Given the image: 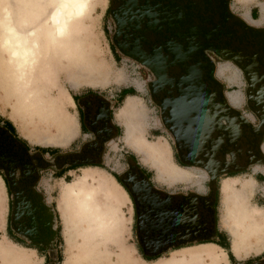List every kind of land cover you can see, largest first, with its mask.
Here are the masks:
<instances>
[{
  "label": "rangeland",
  "instance_id": "obj_1",
  "mask_svg": "<svg viewBox=\"0 0 264 264\" xmlns=\"http://www.w3.org/2000/svg\"><path fill=\"white\" fill-rule=\"evenodd\" d=\"M3 6L29 16L33 26L39 25L38 33L50 30L49 0H0V9ZM123 7L117 6V0H91L85 16L71 27L73 36L67 49L51 48L42 53L34 71L21 80L2 46L0 27V143L6 148L13 146V136L4 129L11 123L17 138L29 148L30 174L19 166L10 179L19 213H25L21 222L17 218V227L39 232L37 225L47 221L42 212L50 210L53 233L59 228L57 235H51L55 247L50 252L13 241L8 231L12 199L9 185L0 175V264L264 262V85L256 84L233 59L207 47L197 58L201 57V63L191 68L196 72L183 79L188 81L186 86L179 87L196 92V97L185 95L190 100L194 97L196 104L188 105L179 101L181 98L168 105V93L178 97L173 80L182 76V70L179 66L168 68L166 79H173L168 83L156 65L142 59L133 46H126L140 44L147 52L148 44L158 37L147 30V19H140L138 25L139 15H128ZM229 10L260 34L255 44L264 47V0H229ZM3 14L0 10V21ZM44 40L40 38L41 43ZM194 54L198 52L191 44L186 53L179 51L178 57L191 65L188 61L197 57ZM125 92L133 94L120 102ZM80 97L89 117L88 133L81 128L75 99ZM87 97L88 102L84 100ZM206 103L207 107L200 109L207 114L200 117L195 105ZM99 120H108L107 130H112L97 154L104 168H81L56 178L60 159L101 142ZM194 123L207 133L219 125L221 133L236 142L228 147L222 139L218 147L216 132L209 137L210 143L199 141L203 136L194 133L197 128L190 126ZM216 146L212 160L219 176L214 179L211 170L195 162L206 164L202 157L205 153L207 158L212 156L210 149ZM37 148L60 154L42 155ZM11 150L15 156L22 153L15 146ZM191 153L197 154L196 159H188ZM142 170L150 174L151 184ZM15 182L20 183L16 186ZM215 183L218 199L215 197L213 215L214 200L208 207L203 202L213 196ZM176 195L180 199L171 206ZM181 203L186 212H175L182 217L166 215L170 209L166 206L175 208ZM220 235L225 236L230 251L213 243H198L217 240ZM176 245L183 248L172 250ZM146 246L161 250L163 256L154 261L144 259L142 249L146 253Z\"/></svg>",
  "mask_w": 264,
  "mask_h": 264
},
{
  "label": "water",
  "instance_id": "obj_2",
  "mask_svg": "<svg viewBox=\"0 0 264 264\" xmlns=\"http://www.w3.org/2000/svg\"><path fill=\"white\" fill-rule=\"evenodd\" d=\"M141 2L143 3V5L142 3L138 4L137 0H117V6L119 8H122L124 6L123 8L127 11L126 13L128 15H139V18H136V22L138 25H140V19H147L149 21L146 23L147 30L153 31L158 38L156 39V42L148 44L147 48L149 51L147 52H149L150 55L147 54V52L144 51L142 46L138 43V46L130 45L128 43H126V46H129L131 48L133 46L137 54L140 55L142 59L148 60L150 63L156 65V67H158V71L165 77V80L168 83L172 82L173 79H166V77H168L167 69L173 68L175 66H179L181 68L182 76H180L176 80H173L177 83L175 88L178 97L174 98L172 92L168 93L170 96V99H166L168 105L176 104L175 101L181 98L183 99L179 101H186L185 103H187L188 105L196 104V102L193 101V98L197 96L196 92L194 93L190 89V87L186 88V90L184 89V91H182L179 87L186 86L188 81H183V79L188 76H193V73L196 72L193 70L191 71V68L198 65V61H200L201 63V57L199 59L197 58L204 55L203 51L207 47L213 49L216 52H219L220 54H225L227 57L233 59L241 68L244 69V71L249 76H251V78H254L256 80V84L259 83L260 86L262 84L264 85V47L258 48L259 45L255 44V42L259 39L260 34L255 30H252L245 23L237 20L233 16V14L229 10V0H144V2ZM136 9L138 11H135ZM136 29L140 28L137 27ZM198 39L199 41H196ZM191 44L195 46L198 55H192L193 57H197L192 58L190 61H188V63H191V65H187L185 62L180 61L178 52L183 51L186 53V51L191 47ZM210 79L213 81L212 76ZM203 84L205 85L204 81ZM197 85L198 87H200V84ZM204 87L203 89L206 88ZM188 94L194 97H192V99L190 100L189 97L185 96ZM207 94L208 91L206 93L204 92L203 97L207 96ZM191 101H193L192 104ZM203 107H207V103L204 104V106L201 105V107L195 105V109H198L200 117H203L204 113L207 114V110L201 111ZM169 115L172 118L173 115H171L170 112ZM99 121L100 124L97 127L99 129L98 133L101 136V142L95 146H85L80 154L68 155L60 159L59 161L61 163L60 165H57L59 168L65 165L101 163L99 161V158L97 157V154L100 153V145L102 144V140H104V137L109 134L107 131L109 122L108 120ZM184 123L188 124V122ZM190 126H195L197 128L199 125L194 123ZM215 132L218 135V147L221 144L222 139L226 141L228 147H232V144L236 142V140H234V142L230 141V138L232 137H230L229 134H222L219 125L213 126L210 130V133H207V131H202V128H197V130L194 131V133L202 134L203 138L199 137V141H208L209 143L212 141L209 140V137L214 135ZM13 141V146L18 147L22 151L20 155L15 156L12 154V145V147L10 146L11 148H6L4 147V144L0 143V170H3L6 173V176L9 180L15 177V174L17 172L16 169L19 166H21L22 171L26 175L30 174V169L28 168L29 163L27 159V148L23 144L18 142L15 138L13 139ZM217 146L210 149L212 156L207 158V153H205V155L202 157V159L206 161V164H203L201 161L195 162V164L211 170L212 174L214 175V179H217V177L219 176V173H217V171L215 170V163H213L212 160L213 155H215L218 151ZM199 147L200 145H198V148ZM202 154L203 152L200 151L199 155L201 156ZM196 155V153H191L188 155V159L194 160L196 159ZM24 163L26 164V166L23 165ZM213 168L215 169L213 170ZM136 169L138 168L136 167ZM230 172L232 171H228V173ZM132 179L133 181L136 180L135 178ZM213 196L207 198V203H203L208 207L210 201L212 199L214 200L212 203L213 206L211 205V212L214 215L216 183ZM189 205L192 204L190 203ZM164 206L165 205H163L162 207ZM171 206H166V208L170 207V209L166 213V215L168 214V217H177V213L175 212V210L178 209L183 214L186 212V206L184 207V203H181L180 206L178 205L175 208H172ZM194 207L198 208V204L195 203ZM182 215L178 216L182 217ZM213 222H215L214 219ZM140 232L142 234L144 230L142 229L140 230ZM143 236H145V233H143ZM146 248V252H149L152 256H156L161 253V250L156 251L154 250V247L152 248V246H146ZM258 264H264V262H260Z\"/></svg>",
  "mask_w": 264,
  "mask_h": 264
},
{
  "label": "bare ground",
  "instance_id": "obj_3",
  "mask_svg": "<svg viewBox=\"0 0 264 264\" xmlns=\"http://www.w3.org/2000/svg\"><path fill=\"white\" fill-rule=\"evenodd\" d=\"M90 1L49 0L52 10L47 18L50 28L47 33L44 29L38 33L39 25L33 26L30 17L22 12L15 14L8 7H1L4 13L0 21L2 46L9 54L12 66L20 72L19 80L28 78L45 51L51 48L67 49L73 36L71 27L85 16ZM41 37L45 39L43 43L40 42Z\"/></svg>",
  "mask_w": 264,
  "mask_h": 264
},
{
  "label": "trees",
  "instance_id": "obj_4",
  "mask_svg": "<svg viewBox=\"0 0 264 264\" xmlns=\"http://www.w3.org/2000/svg\"><path fill=\"white\" fill-rule=\"evenodd\" d=\"M90 93V92H89ZM131 94H133V93H131V92H125L122 96H121V98H120V102H122L127 96H129V95H131ZM76 99V102H77V104L79 105V112H80V121H81V128H82V130L85 132V133H88L89 132V129H88V127H87V125H86V123L84 122V108H83V106H82V104H81V97L80 98H75ZM4 129L5 130H7L18 142H20L21 144H23L26 148H27V150H29V148H28V146L24 143V142H22V141H20L18 138H17V136L15 135V128L13 127V125L11 124V123H7V124H5V126H4ZM118 131H119V129H118ZM38 153H40V154H42V155H45V154H52V155H58V154H60V152L59 151H56V150H54V151H48V150H43V149H41V148H37V150H36ZM87 167H100V168H104V164L103 163H100V164H79V165H65V166H63V167H61V168H59V167H56V170H55V172H54V175H55V177L56 178H63L67 173H69V172H71V171H75V170H78V169H81V168H87ZM142 172H143V174L148 178V179H150V174H147L146 175V172L145 171H143L142 170ZM0 175L3 177V179L6 181V183L7 184H9L8 183V178H7V176H6V173L3 171V170H0ZM232 175H234V174H231V175H229V176H232ZM116 180L120 183V184H122V182H120V178L119 177H116ZM123 185V184H122ZM124 186V185H123ZM218 190H219V188H218ZM9 196H11V199H12V191L10 190V188H9ZM216 197H217V199H218V191H217V194H216ZM215 208H217V201H216V203H215ZM52 211H55L54 210V208H52ZM11 215H12V202H11V206H10V213H9V219H8V231H9V233H10V238L13 240V241H15L17 244H22V245H24V246H26V247H28V248H34V249H37V250H41V251H43V252H50V250L51 251H53L54 250V247H53V245H51V246H49V247H41V246H36V245H33V244H27L26 242H23V241H21V240H19V239H15V237L13 236V234H12V232H11V229H10V219H11ZM55 216H56V218H57V220H58V213H56V211H55ZM59 233V228L57 229V234ZM198 243H200V244H206V243H213V244H215V245H217V246H219V247H221L222 249H224V250H227V251H230V246L228 245V244H226L225 243V236L224 235H220L218 238H217V240H211V241H203V242H198ZM48 248H51V249H48ZM183 247H181V246H173V247H171V249L172 250H179V249H182ZM163 254L164 253H160V254H158V255H156V256H154V257H149V256H146V255H143V257H144V259H146V260H148V261H154V260H158V259H160L162 256H163ZM230 255V258L232 259H234V257H233V255L232 254H229ZM50 260V256L47 258V261H49ZM262 259H260L259 261H261Z\"/></svg>",
  "mask_w": 264,
  "mask_h": 264
},
{
  "label": "flooded vegetation",
  "instance_id": "obj_5",
  "mask_svg": "<svg viewBox=\"0 0 264 264\" xmlns=\"http://www.w3.org/2000/svg\"><path fill=\"white\" fill-rule=\"evenodd\" d=\"M84 100L88 102L90 100V97H87V99L84 98ZM83 108H84V122L86 123V125L88 127L87 119L89 117H88V115L86 113V107L83 106ZM88 129H89V127H88ZM89 131H90V129H89ZM107 131H109V130H107ZM108 133H110V135H111L112 134V130L110 129V131ZM144 177L150 183V180L145 175H144ZM8 183H9L8 184L9 188L12 191V215H11V219H10V229H11V232H12L13 236L15 237V239H19V240H21L23 242H26L27 244H33V245L41 246V247H49V246L53 245V243H52L53 239H52L51 235H55V234L57 235V229L58 228L55 230V233H53V231H52L53 217H52V215L50 213V210H48L47 213H44V211L42 209L44 204L42 205V207L40 206L41 207L40 211L41 212L43 211L42 212V216H45L47 221L44 222L43 224H40V223L38 225L36 224L37 226H39L38 229H41V230H39V232H36V231H33L32 233L31 232H26L28 230L25 229L26 231H22L21 229H19L17 227V223H16L17 222L16 221L17 218L19 217L18 218V220H19L18 222H21L23 216H25V213L24 214L23 213H19L20 211L18 210V206L16 205V202H15L16 201V196L14 195V191H13V188H12V185H11L9 179H8ZM15 183H16V186H18V184L20 182H15ZM179 197H180L179 195H176L175 197L172 198V200H170L172 206H174L175 202H177V200L180 199ZM45 207L46 206L44 205V208ZM32 227H34V226H32ZM26 228H29V230H30L31 227L27 226ZM40 231H42V232H40ZM178 246H180V245H178ZM142 251H143V253L146 256H149V257H154L155 256V255L152 256L149 252L145 253L143 249H142Z\"/></svg>",
  "mask_w": 264,
  "mask_h": 264
},
{
  "label": "crops",
  "instance_id": "obj_6",
  "mask_svg": "<svg viewBox=\"0 0 264 264\" xmlns=\"http://www.w3.org/2000/svg\"><path fill=\"white\" fill-rule=\"evenodd\" d=\"M9 246H11V247H13L14 249H16L13 245H9ZM17 250V249H16ZM19 251V250H18Z\"/></svg>",
  "mask_w": 264,
  "mask_h": 264
}]
</instances>
